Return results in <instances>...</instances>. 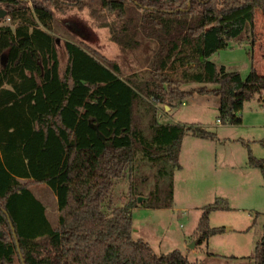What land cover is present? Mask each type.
Returning <instances> with one entry per match:
<instances>
[{"label":"trees","instance_id":"obj_1","mask_svg":"<svg viewBox=\"0 0 264 264\" xmlns=\"http://www.w3.org/2000/svg\"><path fill=\"white\" fill-rule=\"evenodd\" d=\"M125 2L140 10L138 21ZM97 3L91 16L108 28L120 49L138 47V32L156 42L147 77L121 78L115 61L69 40L63 43L67 60L60 71L56 39L49 32L58 0H0L5 10L0 18V264H13L17 246L22 264H199L178 249L156 254L148 242L133 239L132 202L110 212L103 205L137 150L152 164L168 162L176 169L184 135L215 137L200 126L157 123L155 117L146 137L135 123L143 97L170 106L189 93L180 84H213L196 91L218 97L220 122H241L244 102L264 92V75L251 66L242 77L208 58L241 39L255 11L264 17V0ZM249 161L264 172L261 162ZM23 179L49 186L56 198V227ZM225 208L223 200L202 207L196 243L224 230L209 226V214ZM253 264H264V236Z\"/></svg>","mask_w":264,"mask_h":264},{"label":"rangeland","instance_id":"obj_2","mask_svg":"<svg viewBox=\"0 0 264 264\" xmlns=\"http://www.w3.org/2000/svg\"><path fill=\"white\" fill-rule=\"evenodd\" d=\"M78 1L83 2L82 8ZM125 4L127 13L138 21L140 10L130 2ZM91 8L99 9L97 0H58V7L51 8L53 21L49 32L56 39L60 71L67 60L63 43L69 40L81 42L115 61L121 78L132 73L147 77L156 42L138 32L135 37L140 41L138 47L120 49L111 41L108 28L93 19ZM0 9L4 10L1 6ZM107 18L111 19L108 15ZM3 20L9 22L6 17ZM208 59L227 70L237 71L242 77L251 66L264 75L262 14L255 11L253 24L241 39L230 40L227 47ZM200 86L216 87L209 83L180 84L179 89L189 93L170 106L155 104L143 97L135 108V123L146 137H150L153 117L157 123L200 126L215 137L184 135L178 153L180 167L176 169L168 162L152 164L137 150L131 168L114 179L103 207L110 212L114 207L132 202L131 236L148 242L156 254L178 249L189 261L199 264H253L255 246L264 236V172L251 165L249 159L252 157L264 165V92L244 102L239 124H229L217 118L218 97L199 94L196 88ZM21 183H26L44 205L47 219L56 227V198L49 186L28 180ZM215 200L225 201L227 208L211 211L209 226L224 230L196 243L194 232L201 209ZM0 233L1 236L3 232L0 230ZM13 264H22L18 254L14 255Z\"/></svg>","mask_w":264,"mask_h":264},{"label":"water","instance_id":"obj_3","mask_svg":"<svg viewBox=\"0 0 264 264\" xmlns=\"http://www.w3.org/2000/svg\"><path fill=\"white\" fill-rule=\"evenodd\" d=\"M4 16H5V10L0 9V18H3ZM97 135H98L99 138H102V136H101L99 133H97ZM140 200H141V198L138 197L137 201H140ZM10 226H11V228H12L13 237L15 238L16 235H15V233H14L13 227H12L11 224H10ZM0 234H1V233H0ZM17 251H18L19 256H20V252H19L18 246H17ZM20 257H21V256H20ZM21 261H22V259H21ZM22 262H23V261H22Z\"/></svg>","mask_w":264,"mask_h":264},{"label":"crops","instance_id":"obj_4","mask_svg":"<svg viewBox=\"0 0 264 264\" xmlns=\"http://www.w3.org/2000/svg\"><path fill=\"white\" fill-rule=\"evenodd\" d=\"M215 63V62H214ZM216 65H218L217 63H215ZM24 180V179H23Z\"/></svg>","mask_w":264,"mask_h":264}]
</instances>
